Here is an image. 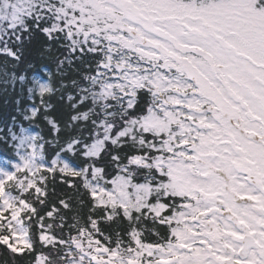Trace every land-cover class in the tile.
Instances as JSON below:
<instances>
[{"label": "snow or ice", "instance_id": "obj_1", "mask_svg": "<svg viewBox=\"0 0 264 264\" xmlns=\"http://www.w3.org/2000/svg\"><path fill=\"white\" fill-rule=\"evenodd\" d=\"M0 56V264H264V0H0Z\"/></svg>", "mask_w": 264, "mask_h": 264}, {"label": "trees", "instance_id": "obj_2", "mask_svg": "<svg viewBox=\"0 0 264 264\" xmlns=\"http://www.w3.org/2000/svg\"><path fill=\"white\" fill-rule=\"evenodd\" d=\"M43 43L42 37H36L33 41L32 47L33 49L39 47V45ZM53 53L55 55H59V51L57 48L53 49ZM4 57L0 56V69L3 67ZM28 61L31 62V67H29V63H24L19 66L20 70H23L28 76L32 74H39L43 76V69L47 67L50 71L55 72V65L48 62L46 59H40L36 56L35 52L28 57ZM11 65H9V69ZM75 72L69 73V78L75 77ZM4 78L2 72H0V137H4L7 134L8 127L13 125L12 117L15 116L16 119V127L15 131H19V127L22 125L23 127L29 128L30 131L40 133L42 135L48 136V129L44 120L41 118L38 121L29 122L23 119L20 115V111L25 107L31 105L32 101L28 99V94L26 88L22 91L19 82L16 83L15 87L11 84H5L3 82ZM58 91L52 95L49 99V103L52 105V108L49 109L50 112H53L54 115L65 116L68 111L66 100L61 98L63 89H59V85L57 84ZM19 100V105L16 101ZM37 99V103H38ZM55 110V111H53ZM11 141L8 143H4L3 140H0V160H7L13 158L14 154L10 148ZM174 225V224H173ZM115 229V226H113ZM157 230L163 235L167 232L166 226H158ZM148 241H155L156 237L149 235L147 237ZM10 256L4 252L3 248H0V262L10 261Z\"/></svg>", "mask_w": 264, "mask_h": 264}]
</instances>
